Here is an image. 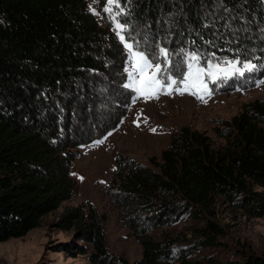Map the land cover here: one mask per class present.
Segmentation results:
<instances>
[{"label": "trees", "instance_id": "1", "mask_svg": "<svg viewBox=\"0 0 264 264\" xmlns=\"http://www.w3.org/2000/svg\"><path fill=\"white\" fill-rule=\"evenodd\" d=\"M120 1L128 13L124 23L145 33V38L127 40L134 47L139 37L164 41L174 75L184 67L182 49L202 59L263 55L264 0ZM153 45L135 49L154 60ZM122 54L86 0H0V242L39 227L45 215L70 198L72 149L93 138L83 140L85 131L76 124L90 114L83 96L87 86L81 83L104 76L107 60ZM130 101L95 138L118 126ZM221 125L215 128L226 142L220 148L204 133L181 127L160 161L150 159L152 166L116 155L108 195L142 247L138 260L128 263L108 252L106 215L90 202L64 210L53 223L58 230L73 231L86 246L73 243L64 250L74 255L75 248L91 264H222L211 250L224 233L214 221L216 200L249 216H264V99L243 104ZM186 213L203 222L192 228L190 238L183 236L186 244L177 246L178 238L168 233H149ZM241 257L230 264H264V258L249 252Z\"/></svg>", "mask_w": 264, "mask_h": 264}, {"label": "rangeland", "instance_id": "2", "mask_svg": "<svg viewBox=\"0 0 264 264\" xmlns=\"http://www.w3.org/2000/svg\"><path fill=\"white\" fill-rule=\"evenodd\" d=\"M86 1L88 10L96 17L99 26L117 39L123 54L117 59L107 60L104 76L81 83L82 87L87 86L83 96L90 114L84 119L78 118L76 124L79 130L85 131L83 140L93 138L91 142L72 149L76 156L71 165L70 176L74 181V188L70 198L63 201L57 210L45 215L39 227L20 238L0 242V264H91L87 255L77 253L75 248H72L74 255L64 250V245L72 246L73 243L85 246L81 240L75 238L74 232L58 230L53 226L64 210L85 206L88 202L92 203L100 214L106 215L102 225L108 252L125 258L128 263L138 260L142 247L131 230L124 225L123 212L112 203L108 195L114 185L113 178H116V155L124 154L152 166L150 159L160 161L161 151L168 147L171 135L181 127L204 133L214 148H220L226 142L217 135L215 128L222 126V120L231 119L238 114L243 104L264 99V52L261 56L251 52L250 60L237 56L215 55L217 61L239 58L256 65L255 71L231 77L227 83L218 81L213 84L205 76L201 81L193 82L183 94L176 90L183 89V83H178L173 88L164 84V90L156 98L146 99L139 96L134 99L137 97L136 92L125 87L129 83L126 72L128 49L114 30L111 16L104 12L107 0L102 3L97 0ZM119 2L124 8L120 0ZM127 16L128 13L124 9V13L119 15L117 20L126 28L121 35L127 43L133 45L127 37L139 35L145 38V33L132 30L124 23ZM163 42H147L139 37L135 47L143 50L145 43H148L149 46L154 44L156 50L166 49L162 45ZM135 47L133 45V51H136ZM200 64V67H205L207 59H202ZM152 70H147L144 75H149ZM185 71L186 68L182 67L178 75H174L173 71L168 75L181 81ZM202 84L207 86L210 94L201 90ZM129 100L130 106L118 126L102 138H95L99 130L114 121L118 110ZM214 211V221L222 227L224 233L217 238L216 246L211 250L222 264L240 260L244 252L264 258V216H249L222 198L216 200ZM202 225V221L195 220L186 213L177 223L153 229L149 233L156 237L168 233L173 238H178L177 246H182L186 244L183 236L190 238L192 228Z\"/></svg>", "mask_w": 264, "mask_h": 264}, {"label": "snow or ice", "instance_id": "3", "mask_svg": "<svg viewBox=\"0 0 264 264\" xmlns=\"http://www.w3.org/2000/svg\"><path fill=\"white\" fill-rule=\"evenodd\" d=\"M104 12L111 16L114 22V30L124 43L125 48L128 49V67L126 72L128 73L129 83L125 87L136 92L137 97H134V99L139 96H144L146 99L156 98L164 90V84H167L168 88H173L178 83H183V89L176 88L177 91L183 94L193 82L201 81L205 76L213 84L218 81L227 83L231 77L243 76L245 73L253 72L256 69V65L251 61L245 62L239 58L217 61L214 54L206 58L207 64L205 67H200L202 57L198 53L185 52L182 49L180 55L184 57L183 66L186 71L182 76V80L177 81L168 75L172 71L170 59L172 54L168 50L158 48L156 57L154 60H150L143 52L133 51V45L125 41L121 33L126 31V28L119 24L117 20V17L124 13V8L120 5L119 0H107ZM154 61H156L155 64ZM149 69L153 70L149 75L145 76V72ZM140 77L143 78L140 79ZM201 90L205 94H210L206 85L202 84ZM200 98L202 99L203 97L201 96Z\"/></svg>", "mask_w": 264, "mask_h": 264}]
</instances>
